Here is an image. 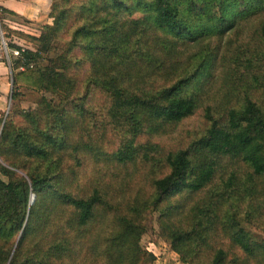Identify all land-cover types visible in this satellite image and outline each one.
<instances>
[{
    "label": "trees",
    "instance_id": "obj_1",
    "mask_svg": "<svg viewBox=\"0 0 264 264\" xmlns=\"http://www.w3.org/2000/svg\"><path fill=\"white\" fill-rule=\"evenodd\" d=\"M48 16L28 34L34 49L15 44L11 67L58 98L23 113V124L13 108L0 111V264H77L84 251L94 262L89 237L103 264H139L129 211L145 200L136 194L125 208L107 169L118 178L142 157V134L168 133L202 104V133L146 162L152 173L166 167L151 181L163 235L189 264H264V239L240 225L264 223V0H51ZM80 65L84 91L70 74ZM90 88L109 98L113 149L90 132L89 122L99 126ZM232 159L249 178L229 186ZM94 164L103 171L87 173Z\"/></svg>",
    "mask_w": 264,
    "mask_h": 264
},
{
    "label": "rangeland",
    "instance_id": "obj_2",
    "mask_svg": "<svg viewBox=\"0 0 264 264\" xmlns=\"http://www.w3.org/2000/svg\"><path fill=\"white\" fill-rule=\"evenodd\" d=\"M50 1L51 0L48 1L47 14L49 12ZM4 13L6 12L0 10V54L9 64L11 74L10 90L8 91L6 99V110L0 111H4L6 114L8 111H11V108H13V113L11 112L12 120H14L16 124H23L26 122L23 113L34 108H42L46 110L44 108V103H47L50 99L51 102H54V100L58 98V93L51 89L41 87L30 70L22 71V73H17L16 75L14 74L13 78L11 62L14 61L16 54L12 52V49L17 47L15 46L16 43L14 42V39L20 37L32 43L34 47L36 46V40L31 38L28 33H24L14 27L19 26L17 23L26 24L22 19L11 16L9 17ZM43 24H41L40 27L38 26L39 30H41V26ZM23 27L24 29L29 30V28H25L27 26L24 25ZM1 33L3 34L6 45L3 44ZM12 44H14V46ZM194 48H196L195 45L191 47V49ZM235 60L237 61H235L236 63H240V65H238V70L242 71L244 66L247 64V60L243 57H237ZM39 62H44V60H40ZM14 70L17 72L20 71L18 69ZM70 74L76 82L77 88L84 91L86 89L84 85V78L87 74L86 65L75 67L72 69ZM12 80H14V83ZM259 93L261 94V92ZM88 98L89 105H92V110L94 111V115L97 116V122L100 126L92 128L93 121L89 122L90 132L92 130L94 133L98 132V141H102L106 149H113L117 146L116 135H111L113 130H110V126L105 123V119H107V117L105 116L104 106L109 102V98L105 93L96 88H90ZM203 108V104L196 107L191 114L175 123L171 131L168 133L142 134L139 139V143L142 144V157L138 156L139 158H136L129 164L127 163L126 165H123L122 167L127 168V171L122 172L118 178H114L112 176L113 174L111 170H114V167L111 166L107 169L108 174L106 176V180L114 182V186L110 189V192L117 195L116 198L123 202L122 205L125 208H127L128 202L131 203V205L134 204L132 199L136 194L142 195V198H144L143 200H145L142 205L138 206L137 210H133L131 208L129 211V214L133 217V220L139 225L141 230L138 242L139 247L142 250V256L139 260V264H189L188 262L181 260L179 254L171 247L170 241L164 237V231L159 223L161 212L152 203V178L154 174L165 171L166 167L161 166L160 171L152 173L146 162L151 163L153 157L159 158L166 150H175L179 147L187 146L192 139L202 133V131L208 126V121L204 115ZM100 119H102V121H100ZM80 125L82 126V124H78L77 128ZM101 125H104L106 128V131L103 134H101ZM81 128H83V126ZM145 154L150 157L144 158ZM227 158L228 157L225 156L224 160L226 163ZM226 167L229 169V173L225 179V184L228 183L231 184L229 186H232V184L236 181V176L240 177L242 183L248 180L249 173L247 172V168L245 166L238 165V161L236 159L230 160ZM124 168L121 169L124 170ZM98 169L103 171V169L100 168V164L91 165L87 170V173H93L94 170ZM79 172L82 174L83 170L81 169ZM0 177L4 180L7 179V177L1 172ZM214 181L220 182L217 179H214ZM240 225L247 232L253 234L254 237L264 239V223H261L258 226L257 223L242 221ZM103 226L104 223L99 225L98 222L96 229L103 230V232L108 231V227L104 228ZM214 240L215 242H219L221 240L222 242L227 243V238L224 236L215 237ZM86 241L89 242L90 253L93 255L94 262H91V259L88 258L86 252L84 251L78 258L77 264H103V259H100V257L96 255V250L92 247L95 244L92 237H89ZM99 245L100 244L98 243L97 246ZM208 250L209 249L203 252V258H206V256L210 254V250Z\"/></svg>",
    "mask_w": 264,
    "mask_h": 264
},
{
    "label": "crops",
    "instance_id": "obj_3",
    "mask_svg": "<svg viewBox=\"0 0 264 264\" xmlns=\"http://www.w3.org/2000/svg\"><path fill=\"white\" fill-rule=\"evenodd\" d=\"M48 1L49 0H0V5L13 12H6L4 14L9 17L20 18L26 23H17L19 26L13 25L14 27L24 33L38 35L40 32L38 29L40 25L51 21V18L47 14ZM24 25L27 26L25 28H29V30L24 29ZM14 42L16 45L22 47H28L30 49L35 48L32 43L20 37L15 38ZM10 74L11 69L9 64L0 54V110H6V99L8 91L10 90Z\"/></svg>",
    "mask_w": 264,
    "mask_h": 264
},
{
    "label": "built area",
    "instance_id": "obj_4",
    "mask_svg": "<svg viewBox=\"0 0 264 264\" xmlns=\"http://www.w3.org/2000/svg\"><path fill=\"white\" fill-rule=\"evenodd\" d=\"M1 37L3 39L2 40L3 44L6 45V42H5L4 38H3V34L2 33H1ZM12 52L17 55V54H19V49L17 47H15V48L12 49Z\"/></svg>",
    "mask_w": 264,
    "mask_h": 264
},
{
    "label": "water",
    "instance_id": "obj_5",
    "mask_svg": "<svg viewBox=\"0 0 264 264\" xmlns=\"http://www.w3.org/2000/svg\"><path fill=\"white\" fill-rule=\"evenodd\" d=\"M11 97V96H10ZM33 199V193L31 194V200Z\"/></svg>",
    "mask_w": 264,
    "mask_h": 264
}]
</instances>
